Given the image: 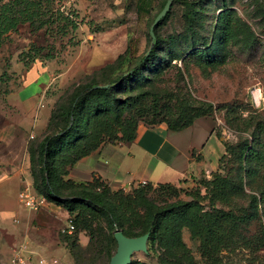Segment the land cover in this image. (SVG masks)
<instances>
[{
    "label": "rangeland",
    "instance_id": "374dc122",
    "mask_svg": "<svg viewBox=\"0 0 264 264\" xmlns=\"http://www.w3.org/2000/svg\"><path fill=\"white\" fill-rule=\"evenodd\" d=\"M229 4H232L231 0H219L218 3L210 5L202 19L203 24H195L199 38L210 37L215 21L214 11ZM67 5L76 9L69 0ZM232 8L239 19L254 32V39L239 29L240 24H237L238 28L233 24V37L225 46V57L221 63L200 65L194 60H188L186 67L178 62L163 70L156 79L159 87L163 89V103L168 99L167 103L172 106L183 101H189L195 106H211V115L203 118L214 123L217 141L215 150L218 148L219 154L212 158L204 153H195L198 161L204 160L201 173L176 184L179 188L176 193L153 195L160 204L176 199L197 198L202 199L205 210L221 208L242 215L255 211L252 196L256 195L259 215L249 223L237 227V244L224 252V262L264 264V248L255 251L249 245L264 230V0H234ZM96 9L99 8H95L93 13L80 14L84 19L83 23L76 32L65 37L55 33L43 34V31L33 32L28 24L9 34L0 49V127L22 119L19 89L24 84L27 72L36 64L49 66L53 72L47 96L42 98L43 104L40 105H46L41 109L42 119V116L54 109L65 92L71 91L77 83L86 82L107 64L114 62L127 46L130 45L132 55L136 57L147 49V30L150 24H138L133 11L112 14L111 11L95 12ZM183 9L180 3L174 4L170 17L160 28L163 38L178 35L187 39L188 35L185 33L191 30ZM34 43L41 46L40 55L43 58L27 66L21 54L28 51ZM47 54L54 57L44 58ZM32 90L30 86L29 91L21 96H27ZM202 125V121L199 122V126ZM189 134L190 131H187L185 136ZM246 142L256 152L253 161L246 165L248 174L240 170L241 149ZM36 143L37 139L34 138L24 148L19 146V141L11 147L12 153L19 155L17 157L21 163L24 156H27L30 173V150ZM1 149L0 145L2 153ZM0 166V217L9 216L11 222V225L0 224V264H10L13 250L20 242H28L39 256L55 258L58 264H86V261L90 264H110L112 257L107 261L97 253L105 240L103 231L106 229V219L103 215L88 210L83 212L76 225L80 249L74 254L63 240L66 235L63 229L69 226L68 216L63 211L65 209L55 206L39 211L25 208L20 203L19 192L25 186L26 177L8 172L10 159L4 156L0 157ZM158 172L160 173L159 170ZM241 172L243 190H228L225 198H219L215 190L204 186L205 180H212L217 174L228 177L232 184H240ZM159 177H162L159 181L172 179L168 174ZM31 179L33 181L32 174ZM113 187L117 189V186ZM133 187L124 190L129 193ZM41 211L39 216H34V213L37 215ZM92 232L95 233L97 246L94 245V249L87 252ZM182 237L185 255L174 256L161 247L152 250L148 240L147 251H135L130 264H162L158 260L159 256L173 261L172 264H205L199 248L200 240L192 237L188 227H184ZM35 241L43 242L45 247H40Z\"/></svg>",
    "mask_w": 264,
    "mask_h": 264
},
{
    "label": "trees",
    "instance_id": "16d2710c",
    "mask_svg": "<svg viewBox=\"0 0 264 264\" xmlns=\"http://www.w3.org/2000/svg\"><path fill=\"white\" fill-rule=\"evenodd\" d=\"M166 2L162 0L148 20L149 45L141 55H132L130 45L127 46L114 62L107 64L86 82L75 84L71 91L61 96L51 111L44 133L34 137L37 143L30 150L32 187L51 204L67 211L75 229L71 234L65 232L63 240L74 254L80 249L76 225L83 212L88 210L106 219V229L103 231L105 240L97 253L107 261L116 252L117 227L128 237L150 232V248L155 250L161 247L174 256L186 254L182 233L184 227H188L192 237L200 240L199 248L205 264H226L224 252L237 244V227L259 215L256 195L252 196L255 211L242 215L221 208L205 210L202 199L197 198L160 204L153 194L157 196L179 190L176 184L169 182L137 184L127 193L122 188L113 189L100 177H94L91 181H77L68 177L70 170L82 158L103 145L133 142L142 122L147 125L166 123L170 130L181 131L194 125L198 118L210 116V105L195 106L183 101L172 106L167 103L168 99L163 103L165 96L156 82L157 77L178 62L186 67L188 60L200 65L221 63L225 57V46L233 37V24L237 28V24H240L239 29L254 39V32L232 8L234 0H231L232 4L214 11L211 35L201 38L195 24H203L207 9L219 0H174L167 15L155 28V45L147 55L152 41L150 27ZM175 3L184 7L183 14L191 30L185 33L188 35L186 40L178 35L163 38L160 34V28L170 17ZM83 21L77 9L68 7L67 0H0V49L9 34L18 31L22 25L28 24L36 33L43 31V34L55 33L65 37L76 32ZM40 47L34 43L21 54L27 66L43 58ZM53 57L49 54L44 56L46 59ZM195 153L193 150L194 157ZM255 153L249 142L242 147L240 170L243 173L248 174L246 165L253 161ZM242 176L241 172L240 184H232L228 177L217 174L212 180H205L204 186L215 190L222 199L227 196L228 190H243ZM94 232L90 236L87 252L93 250L94 245L97 246ZM257 237L249 245L255 251H260L264 248V230ZM158 260L162 264L173 263L161 256Z\"/></svg>",
    "mask_w": 264,
    "mask_h": 264
},
{
    "label": "crops",
    "instance_id": "0c3cea01",
    "mask_svg": "<svg viewBox=\"0 0 264 264\" xmlns=\"http://www.w3.org/2000/svg\"><path fill=\"white\" fill-rule=\"evenodd\" d=\"M80 14L93 13L99 10L101 13L111 11L112 14L128 13L133 11L138 24H147L151 15L156 12L162 0H113L106 3L104 0H70ZM53 77L49 66L35 65L24 77V84L19 89V104L22 108V119L0 127V145L4 156L10 159V171L15 176L23 175L25 185H32L30 162L27 156L21 163L19 155L12 153L11 147L19 141V146L24 148L31 139L44 133L50 115L41 117L40 105ZM32 92L23 97L21 94ZM204 124L199 126V122ZM214 123L207 118L196 120L194 125L181 131L170 130L166 123L147 125L140 123L136 139L130 143H108L82 158L71 170L69 178L77 181H91L94 177H100L113 189H125L133 187L142 181L151 183L180 184L201 173L204 160L198 161L193 155L204 153L205 156L215 157L219 154ZM190 131L189 136H185ZM31 135L34 136L31 138ZM0 169L2 167L0 166ZM160 171V173L158 172ZM168 174L172 179L159 181V176ZM173 180V181H171ZM60 206L51 204L50 207ZM64 215L68 216L66 210ZM35 214L34 216H39ZM9 216H1L0 224L11 225ZM44 248L43 242L35 241Z\"/></svg>",
    "mask_w": 264,
    "mask_h": 264
},
{
    "label": "built area",
    "instance_id": "2783aa9c",
    "mask_svg": "<svg viewBox=\"0 0 264 264\" xmlns=\"http://www.w3.org/2000/svg\"><path fill=\"white\" fill-rule=\"evenodd\" d=\"M33 137L34 136L31 135V138ZM147 183V181H142L138 184L146 185ZM19 200L25 208L35 211L42 210L43 208L49 207L51 205L45 196L38 195L32 185L29 184H26L19 192ZM15 220L17 222V219ZM68 221L69 226L64 228L63 232L71 234L75 228L69 218ZM10 264H58V260L55 258L48 259L43 256H39L38 252L33 250L28 242H20L13 250Z\"/></svg>",
    "mask_w": 264,
    "mask_h": 264
},
{
    "label": "water",
    "instance_id": "95a60500",
    "mask_svg": "<svg viewBox=\"0 0 264 264\" xmlns=\"http://www.w3.org/2000/svg\"><path fill=\"white\" fill-rule=\"evenodd\" d=\"M174 0H167L163 9L159 12L156 16L153 24L150 27V34H151V44L147 55L151 52L155 45V28L160 23V21L167 15ZM117 227V226H116ZM150 237V232H147L144 235L138 237H128L124 234V232L120 229H116L115 231V238L117 240V250L115 254L112 256L110 264H130L131 257L135 251L143 250L147 251V243Z\"/></svg>",
    "mask_w": 264,
    "mask_h": 264
}]
</instances>
